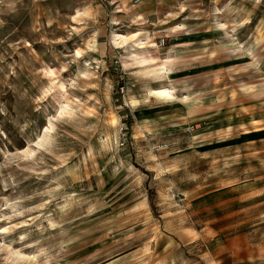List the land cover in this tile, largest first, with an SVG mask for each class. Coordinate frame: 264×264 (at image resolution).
<instances>
[{"label":"rangeland","instance_id":"rangeland-1","mask_svg":"<svg viewBox=\"0 0 264 264\" xmlns=\"http://www.w3.org/2000/svg\"><path fill=\"white\" fill-rule=\"evenodd\" d=\"M191 227L264 264V0H0V264Z\"/></svg>","mask_w":264,"mask_h":264},{"label":"crops","instance_id":"crops-1","mask_svg":"<svg viewBox=\"0 0 264 264\" xmlns=\"http://www.w3.org/2000/svg\"><path fill=\"white\" fill-rule=\"evenodd\" d=\"M186 234L160 237L155 242V251L151 254L150 264H211V257L213 253L208 247L207 239L204 237L202 231H197L190 228ZM199 241L204 242L203 245L206 250L202 253H197L196 249H190ZM221 264V262H217Z\"/></svg>","mask_w":264,"mask_h":264}]
</instances>
